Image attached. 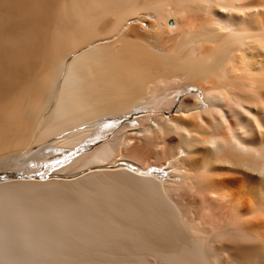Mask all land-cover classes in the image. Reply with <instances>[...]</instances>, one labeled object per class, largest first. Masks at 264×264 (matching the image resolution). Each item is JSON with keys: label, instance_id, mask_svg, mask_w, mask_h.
<instances>
[{"label": "bare ground", "instance_id": "bare-ground-1", "mask_svg": "<svg viewBox=\"0 0 264 264\" xmlns=\"http://www.w3.org/2000/svg\"><path fill=\"white\" fill-rule=\"evenodd\" d=\"M12 169L0 264H264V0H0Z\"/></svg>", "mask_w": 264, "mask_h": 264}, {"label": "rangeland", "instance_id": "rangeland-1", "mask_svg": "<svg viewBox=\"0 0 264 264\" xmlns=\"http://www.w3.org/2000/svg\"><path fill=\"white\" fill-rule=\"evenodd\" d=\"M95 143V142H94ZM94 143H92L91 144V146L92 147H90V148H81V150H80V148L78 149L79 150V152H77L78 150H76L75 151V153L76 154H74V157H77V156H79V155H81L82 153H84V152H86L85 150H87V151H89V150H91L92 148H93V146H95V144ZM78 154V155H77ZM60 156H61V158H60ZM63 156L62 155H59V157H57V160H50V159H47L48 161H47V163H46V165L45 166H39L40 165V163L38 162V161H36V160H33L32 161V166L33 167H35L34 168V172H32L31 174L32 175H38V176H44L45 174H47V173H51V172H53V171H55L56 169H58L60 166H61V164H62V166H64L66 163L64 162L65 161V158H62ZM74 157H72V158H74ZM71 158V159H72ZM53 159V158H52ZM62 159V160H61ZM71 159H70V161H71ZM73 160V159H72ZM60 161V162H59ZM69 161V162H70ZM52 162V163H51ZM53 162H56L55 164H53ZM59 162V163H58ZM67 162V161H66ZM69 162H67V163H69ZM49 163V165L47 166V164ZM37 169V170H36ZM41 170V171H40ZM15 171H18V170H14V169H12V170H8V171H2V170H0V174H1V176H5V175H14V173L15 174H17ZM8 172V173H7ZM13 172V173H12ZM19 172V175L21 176V177H23V175L25 176V175H27V173L25 172V171H23V170H21V171H18ZM5 173V174H4ZM21 173V174H20Z\"/></svg>", "mask_w": 264, "mask_h": 264}]
</instances>
